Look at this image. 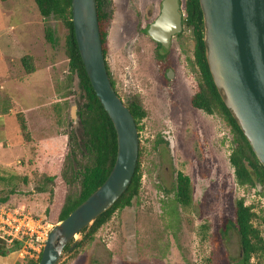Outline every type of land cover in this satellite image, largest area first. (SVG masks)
<instances>
[{
    "label": "rangeland",
    "instance_id": "obj_1",
    "mask_svg": "<svg viewBox=\"0 0 264 264\" xmlns=\"http://www.w3.org/2000/svg\"><path fill=\"white\" fill-rule=\"evenodd\" d=\"M160 3L105 0L103 5L105 61L115 91L125 106L137 100L145 111L137 126L141 186L130 206L116 211L91 242L65 252L57 264H240L239 237L232 225L239 199L252 207L253 227L264 241L263 187L235 183L229 127L217 113L207 115L190 104L199 78L190 28L183 27L165 53L176 78L163 79L166 69L154 64L155 44L146 29ZM65 35L59 20L39 16L33 0H0V110L11 109L0 123V158L19 174L2 172L8 183L3 182L1 196L30 189L26 182L42 183L69 163L67 134L78 130L83 98L68 72ZM25 56L31 57V74L22 67ZM19 116L24 117L29 143L18 129ZM178 173L191 183V202L185 207L176 200ZM61 192L58 185L52 218ZM25 201L48 233L53 222L43 211L49 195H30ZM31 243L35 259L42 244ZM249 264H264V254L253 255Z\"/></svg>",
    "mask_w": 264,
    "mask_h": 264
},
{
    "label": "water",
    "instance_id": "obj_2",
    "mask_svg": "<svg viewBox=\"0 0 264 264\" xmlns=\"http://www.w3.org/2000/svg\"><path fill=\"white\" fill-rule=\"evenodd\" d=\"M198 4L204 56L213 85L264 169V0H198ZM70 9L78 54L92 90L112 123L116 154L104 182L48 231L38 264H57L70 242L69 250L75 247V237L124 193L138 160L137 127L106 71L96 0H71ZM181 31L179 0H162L148 36L168 48L171 38Z\"/></svg>",
    "mask_w": 264,
    "mask_h": 264
},
{
    "label": "trees",
    "instance_id": "obj_3",
    "mask_svg": "<svg viewBox=\"0 0 264 264\" xmlns=\"http://www.w3.org/2000/svg\"><path fill=\"white\" fill-rule=\"evenodd\" d=\"M33 2L42 19L54 18L59 20L66 28L65 55L68 72L75 78L76 86L83 98L82 106L77 115L78 130L67 134L69 150L66 154V160L69 162L68 165L63 167L60 174L46 176L42 183L34 185L36 193H47L49 195L50 203L45 208V214L43 213V215L55 224L66 218L71 211L104 182L114 164L116 136L110 119L92 90L78 54L71 22V0H33ZM102 6V1L96 0L99 36L105 60L106 49L104 46L106 33L103 31L102 25L107 20V14L103 11ZM179 6L183 14L182 26L190 28L194 39L193 63L199 72L197 91L191 97L190 104L193 108L207 115L217 113L229 127L232 135L229 163L233 169L235 183L240 187L251 188H254L258 183L264 189V169L258 163L244 135L221 102L209 74L202 43V14L198 0H179ZM45 37L48 42H53L50 31L46 32ZM21 64L26 74L34 72L30 56L21 58ZM105 67L110 83L115 91L106 61ZM126 107L137 127L138 123L145 116L144 109L137 100L130 101ZM17 123L18 129H20L24 139L28 141L27 143L31 142L24 117L19 116ZM140 154L141 150L139 149L134 174L124 193L110 209L96 218L91 225L84 228L78 234L80 235V240L77 241L73 250H78L81 246L91 242L98 230L110 220L116 211L130 206L132 201L138 196L141 186ZM58 176L61 182L56 184L55 179ZM48 184L51 185L50 189H46V185ZM58 185L62 189V197L59 208L54 218H52L51 208L56 203ZM12 194L13 191H9L5 195H0V205L5 204ZM176 200L184 207L191 202L190 180L179 173L176 175ZM254 217L255 213L252 211L251 206H246L242 199L236 201L232 225L239 237L240 264H249V260L253 255L264 254V241L252 224ZM227 230L228 225L224 224L223 233ZM72 244L73 241L64 250L69 251ZM40 256L41 249L35 259L28 260V264H38Z\"/></svg>",
    "mask_w": 264,
    "mask_h": 264
},
{
    "label": "crops",
    "instance_id": "obj_4",
    "mask_svg": "<svg viewBox=\"0 0 264 264\" xmlns=\"http://www.w3.org/2000/svg\"><path fill=\"white\" fill-rule=\"evenodd\" d=\"M9 112H11V109L7 110L6 112H1L0 110V123L1 124L4 123L3 115ZM0 139H2V141L0 140V150H1L3 138H0ZM8 166H9V163H6L0 158V172H1L0 173V191H3L2 190L3 184H4L3 182L8 183L7 179H5V176L2 175V172H5V173L10 172L13 174V176L19 175L17 172L14 173L15 171H11ZM54 174L57 175V173H54ZM59 182L61 181L58 176L55 179V183L58 184ZM24 185L25 186L30 185L31 187L30 189H26V190L17 189V191H13V194L9 196L7 202L5 204L0 205V218L4 214L11 216L15 213L29 215L33 217L31 215L32 213L29 212V210H32L33 208L32 206H29V204L26 205L28 202L25 201V198L30 195L31 196L32 195H43L45 193H36L34 191L35 184L32 185L31 182H26ZM35 221L39 223L38 220H35ZM31 248L34 249V245L30 241L14 240L12 242H9L7 241V239H5L4 237L0 235V264H28L29 259H32V258L34 259V257L31 255V252H30Z\"/></svg>",
    "mask_w": 264,
    "mask_h": 264
},
{
    "label": "built area",
    "instance_id": "obj_5",
    "mask_svg": "<svg viewBox=\"0 0 264 264\" xmlns=\"http://www.w3.org/2000/svg\"><path fill=\"white\" fill-rule=\"evenodd\" d=\"M0 235L12 242L37 241L40 245L47 235V231L31 216L24 214L3 215L0 218ZM41 247V246H40Z\"/></svg>",
    "mask_w": 264,
    "mask_h": 264
},
{
    "label": "flooded vegetation",
    "instance_id": "obj_6",
    "mask_svg": "<svg viewBox=\"0 0 264 264\" xmlns=\"http://www.w3.org/2000/svg\"><path fill=\"white\" fill-rule=\"evenodd\" d=\"M102 1V5L105 4V0H101ZM162 1V0H161ZM103 8V6H102ZM160 9H161V3H160V8H159V11H158V14L157 16L159 15L160 13ZM181 12V10H180ZM182 14V12H181ZM183 15V14H182ZM157 16L154 18V20L157 18ZM154 20L152 22H154ZM151 22V23H152ZM150 23V24H151ZM147 26V29H146V35L148 36L147 34V30H148V27L149 25ZM182 29H183V26H182ZM182 32V31H181ZM181 34V33H180ZM180 34H177L175 35L176 37ZM149 37V36H148ZM173 38V37H172ZM172 38L170 40V43H169V47L168 48H164L162 47L159 43L153 41L150 37L149 39L155 44V47H154V53H153V61H154V64L157 65L159 68L162 67V69H166V71H161L163 74V79L165 80H172L173 78H176L175 77V72L171 69V65L173 64L172 60L169 59V57H167V55L165 54L168 49L170 48V45H171V42H172ZM193 51H194V46L192 47V56H193ZM158 72V71H157ZM198 72V71H197ZM198 76H199V72H198ZM197 87V86H196ZM195 109V108H194ZM177 175V174H176Z\"/></svg>",
    "mask_w": 264,
    "mask_h": 264
}]
</instances>
